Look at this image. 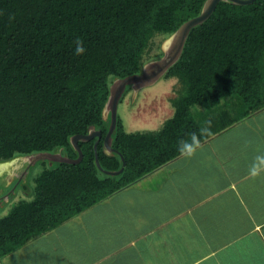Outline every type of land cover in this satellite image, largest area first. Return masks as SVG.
<instances>
[{
  "label": "trees",
  "instance_id": "trees-1",
  "mask_svg": "<svg viewBox=\"0 0 264 264\" xmlns=\"http://www.w3.org/2000/svg\"><path fill=\"white\" fill-rule=\"evenodd\" d=\"M205 1L0 0V161L58 150L77 157L71 137L102 130V168L97 137L79 140V162L46 166L31 196L0 217V257L264 108V0H221L164 74L175 79L172 113L133 130L118 114L113 150L105 147L113 80L159 58L163 40ZM122 156V172L104 171L120 169Z\"/></svg>",
  "mask_w": 264,
  "mask_h": 264
},
{
  "label": "crops",
  "instance_id": "crops-1",
  "mask_svg": "<svg viewBox=\"0 0 264 264\" xmlns=\"http://www.w3.org/2000/svg\"><path fill=\"white\" fill-rule=\"evenodd\" d=\"M130 123L132 130L160 124ZM258 157H264V108L36 235H50L40 264H264ZM33 240L0 264H10L15 252L26 255Z\"/></svg>",
  "mask_w": 264,
  "mask_h": 264
},
{
  "label": "water",
  "instance_id": "water-1",
  "mask_svg": "<svg viewBox=\"0 0 264 264\" xmlns=\"http://www.w3.org/2000/svg\"><path fill=\"white\" fill-rule=\"evenodd\" d=\"M219 1L221 0H206L201 12L198 15L182 23V25L173 34L163 40L161 44V50L163 54L159 58H154L146 62L141 72L128 74L124 77H117L113 80L112 84L110 85V94L104 108L105 117H108V115H110V125L104 137L105 147L109 151L113 150V131L117 125L118 106L121 102V97L123 96L127 86H132L135 95L137 90L156 83L159 78L165 74L169 67L173 65L180 57L191 28L194 25L204 21L207 17H209ZM233 1L237 3H250L253 0ZM101 136L102 130L94 128L85 134H74L71 137V142L74 148L78 151L77 157L63 155L61 150L55 152L39 151L30 154L17 155L10 159L0 161V171L9 170L10 173H13L16 167L20 168L22 164L30 166L31 164L37 162L40 159H48L50 161V164L54 161H65L72 163L79 162L83 158V151L82 148L79 146V140H90L95 137H97V140L94 145L96 163L99 167L102 168L97 150L98 141ZM122 159L123 165L120 167V169L104 171L111 174H118L122 172L126 164V161L123 156Z\"/></svg>",
  "mask_w": 264,
  "mask_h": 264
},
{
  "label": "rangeland",
  "instance_id": "rangeland-1",
  "mask_svg": "<svg viewBox=\"0 0 264 264\" xmlns=\"http://www.w3.org/2000/svg\"><path fill=\"white\" fill-rule=\"evenodd\" d=\"M154 51L158 53L160 49L156 48ZM174 83V78H165L163 75L159 78L157 84L137 90L135 96L132 95L134 94L133 90L126 94L119 103L118 114L124 119L127 129L132 130L130 122H137L135 124L136 127H145L146 125L142 123L143 121H154L155 123L158 120L162 122L164 118L171 114L173 108L170 105V97L175 95L173 90ZM128 123L131 124L130 127H128ZM49 165L50 161L48 159H40L30 166L22 164L20 168L16 167L13 173H10L9 170L0 171V195L2 196L0 217L6 214L18 200L31 196L35 176ZM142 203L150 202L146 199V202L144 200ZM44 237L42 239L34 237V240L25 246L26 255H23L22 252L13 253L10 264H40L45 254L40 249H43L46 241L50 240V235H45ZM31 252L33 254H30Z\"/></svg>",
  "mask_w": 264,
  "mask_h": 264
},
{
  "label": "clouds",
  "instance_id": "clouds-1",
  "mask_svg": "<svg viewBox=\"0 0 264 264\" xmlns=\"http://www.w3.org/2000/svg\"><path fill=\"white\" fill-rule=\"evenodd\" d=\"M76 43H77L76 54L82 55L85 52V48L83 47V43L80 40H78ZM157 82L154 83L153 85H150V86H154L155 84H157ZM192 140H193V144H198V141H197L195 136L192 137ZM185 147L187 148L189 153H191L193 151L192 144H186ZM258 159H260L262 162H264V157H258ZM252 175L253 176L257 175V170L255 168L252 170Z\"/></svg>",
  "mask_w": 264,
  "mask_h": 264
},
{
  "label": "flooded vegetation",
  "instance_id": "flooded-vegetation-1",
  "mask_svg": "<svg viewBox=\"0 0 264 264\" xmlns=\"http://www.w3.org/2000/svg\"><path fill=\"white\" fill-rule=\"evenodd\" d=\"M133 93V92H132ZM134 96V94H132ZM0 201H2V196L0 195Z\"/></svg>",
  "mask_w": 264,
  "mask_h": 264
}]
</instances>
